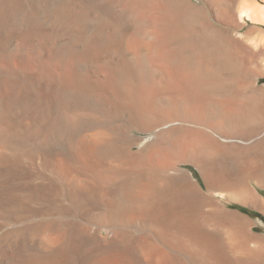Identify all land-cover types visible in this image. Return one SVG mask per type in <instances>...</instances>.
<instances>
[{"label":"bare ground","instance_id":"obj_1","mask_svg":"<svg viewBox=\"0 0 264 264\" xmlns=\"http://www.w3.org/2000/svg\"><path fill=\"white\" fill-rule=\"evenodd\" d=\"M172 1L181 8V0ZM47 2L0 0V216L13 225L49 214L68 222L60 230L40 220L6 231L0 235V264H241L229 255L242 249L235 243L240 230L202 206L203 198L195 188L186 189L175 164L203 147L219 155L235 148L264 152V114L263 121L236 119L247 103L258 111L264 102H241L232 90L218 92L223 65L214 57L202 61L199 55L193 64L174 60L171 48L180 37L174 18L180 8L175 14L162 11L164 24L154 22L143 38L136 26L162 10L158 0H147L144 9L134 7L143 0H99L102 16L74 14L61 5L64 10H58L51 3L79 7L88 0ZM253 16L264 18V9ZM207 37L212 46L230 44L220 34ZM198 39L178 43L199 48ZM229 76L236 84L239 78ZM206 102H212L209 112ZM133 129L151 133L138 152H130L142 142L130 136ZM192 163L202 170L196 159ZM211 166L206 162L203 171L213 187L230 181L224 168ZM168 170L172 174L154 176ZM97 194L105 202H96L103 214L95 232L110 230L107 237H97L103 249L87 227ZM238 197L264 210L251 189ZM111 212L126 213L128 223L149 218L154 231L138 229L133 236ZM130 235L138 251L131 254L143 263L121 251ZM113 243L121 253L110 251ZM254 247L250 254L262 258L264 239L255 238ZM36 248L38 255L32 253Z\"/></svg>","mask_w":264,"mask_h":264},{"label":"rangeland","instance_id":"obj_2","mask_svg":"<svg viewBox=\"0 0 264 264\" xmlns=\"http://www.w3.org/2000/svg\"><path fill=\"white\" fill-rule=\"evenodd\" d=\"M47 1L49 2L50 0H44L45 3ZM182 1H183V3H182ZM88 2H89V4H88ZM88 2H87V4H84L83 6L79 5V7L81 9L79 7H77L75 5V3L73 4V2H70V5L68 3H63V4H65L64 6L62 4H59V2L58 3L57 2H51V3L54 5V7L58 8V10L63 11L64 9L67 8V9H69L68 11H70L74 14H75V12H77L78 14L80 13L82 16L86 15L87 13H89V14L90 13H94V14L97 13L98 15H96V16H102L101 15L102 12L100 10L103 9L104 6H102L99 3V0H88ZM145 2L147 5V0H143V2H142L143 4L138 3V5H134V7H137L138 9H139V7L144 9V6H146ZM172 2H173L172 0H158V3L162 7V10L160 12H158V14L155 17L154 16L151 17L152 19H150V22H149L150 24L149 23L147 24L145 22L144 18L142 19L143 21H140V24L139 23L137 24L136 27H137V31L140 34L139 36H143V38H146L148 33L150 32V28H151L150 26L154 22H155V24H164L165 20H164V18L161 17V14H163V12H164V14L167 12H173L175 14V10H176V12L178 11V9L180 7L177 6L179 8H176V6H174V4ZM71 4L75 8H73V7L71 8L70 7V6H72ZM181 4L183 7L181 6ZM181 4H180V6H181L180 11L177 12V14L175 15V18H174V21H176L174 23H176L177 26L178 25L180 26V30L176 34L177 36H180V37L177 38V42H175L176 44L173 45L171 48L173 51L174 60L176 61V58H177V61L184 60V61H189V63L190 62L192 63L194 61V59L196 57H198L199 55H201L200 60H202V61H206V58L209 59V56L214 57L216 59V62L222 63V65H223V70L220 73L221 86L219 87L218 92H220V93L223 92L224 94H226L232 90L237 96H239L238 98H240L241 102H249V101L254 102L255 100H256L255 102H257V101L258 102H264V57H263L264 56V46H263L264 41L262 39H260L261 37H264L263 36L264 35V22H263L264 18L261 16H253L254 11H256L257 8L259 10L264 9V0H181ZM222 4H223V6H222ZM130 6H131V4H129V3L126 4V8H127L128 12H132V10H130L129 8H131L133 5L131 7ZM90 8H91L90 11H92V12L87 11ZM215 9H217V11ZM218 9H219V11H218ZM222 9H224V10H222ZM79 10H81V11H79ZM215 12H217V13H215ZM216 15H218V16H216ZM261 18H263L262 21H261ZM182 26H184V27H182ZM188 26L191 27V29H188L189 28ZM181 28H183L184 30ZM185 30H187V31H185ZM182 32H184V35H182L183 34ZM179 33H181V34H179ZM203 34L206 37H207V35H213V34L219 35L220 34V36L225 38V40H227L230 44L225 43V44L220 45L219 43H214L213 44L214 47H213L211 45L212 44L211 42H208V43L205 42L207 39H206V37L204 38ZM201 35H202V37H201ZM182 36L183 37L185 36V37L182 38ZM250 36L252 39L250 38ZM207 38H209L208 40H210L209 36ZM197 39L199 42L198 45H201V43H202V46H198L199 48L190 47L191 45H188V47H187V45H185V44L183 45V44L178 43V41L179 42H183V41L186 42L189 40L191 41V40H197ZM226 44H228L230 46L232 44V46H233L234 51H232V53H231L232 57L231 56L228 57V52L230 51V48L232 46L228 47V45H226ZM207 45H209L210 48ZM223 45L226 47H223ZM192 48H194V50ZM203 48H205L206 50ZM255 48H256V50H255ZM195 49H196V51H195ZM201 49H202V51H201ZM199 50H200V52L198 53ZM203 50L207 54H205ZM143 52H144V50L142 49V52L140 51V53L144 54L145 52L144 53ZM241 53H243V54H241ZM226 61H228V62H226ZM226 66H227V68H225ZM234 68H236V69L234 70ZM236 70H238V72ZM235 72H237V73H235ZM249 73H250V75H249ZM227 75L228 76L230 75L229 76L230 78L235 77L236 80L238 78L243 80L240 82L241 85L239 86V84H240L239 79H238L239 81L237 80L236 84L230 83V80H228ZM251 91H252V93H251ZM159 98L161 100H163V98H161V96H159ZM252 99H254V100H252ZM161 100H160V102H161ZM162 102H164V101H162ZM251 104L252 103H247L246 105H244V107L240 111L237 112L238 115H242V118L237 116L236 117L237 120L242 119L246 122H251V121H248V119L251 120L253 118V120L263 121L262 113L264 114V112H263L264 111V104H263V108L261 110H258V111L253 109V106H251ZM176 105H177V107H183L184 102H176ZM205 105L207 106V107L205 106V109L207 112H209L210 109L213 108L212 102H206ZM251 112H253V113H251ZM256 112L260 113V114H257ZM234 113H236V111H234ZM150 135H151V133L148 131H145V130L144 131H142L141 129L131 130L130 136L132 138L135 136L134 139L138 138L142 142L141 143L139 142L140 145L134 144L130 148V152H138L140 150L141 144ZM215 136L218 139L222 140L219 135H215ZM203 148L205 151H203ZM203 148L197 149V150H195V152L194 151L191 152V154L189 153V157H188L189 159L186 158L187 160L182 159V160L176 161L175 165L179 169L180 174L182 173L184 186L186 187V189L188 191L192 190V188H195L198 196H201L203 198V199H201L202 204H203L202 206H204L205 209L215 210L217 212V214H220L221 217H223L225 220L228 218V220H230V222L235 223L236 228H238L240 230V236L236 239L235 243H237V245H241L242 249L238 250L236 253L230 252L229 255L231 257H233L234 259L238 258V260L240 261L241 264H253V263L254 264H264V255H263L264 254V252H263L264 248H262L263 250L261 252V253H263L262 258H256L250 254V251H251L250 249L251 248L255 249V247H256V246L254 247V239L255 238H258L261 240L264 239V210L260 211L259 209L258 210L254 209L250 206L243 204L241 202V199H237V198H239L238 194L240 192H245L247 189H251L252 191H254L255 195L260 197L264 202V172H263L264 171V152H262L263 150L261 148H258V149L256 148L257 150L254 148L253 149L252 148L251 149H245V148L223 149L222 155L221 154L219 155L211 147L210 148L209 147H203ZM213 152H214V154H217V156L219 155L222 158L221 159L220 157L216 156L217 158H219L218 159L219 161H217V159L215 160L217 163H214L215 161H212L213 159L216 158L215 155L212 154ZM260 152H261V154H260ZM195 155H197V156H195ZM191 156H195V157L192 158ZM193 159H196L197 162L199 163V165L202 166V170L200 169L198 164L196 165V164L192 163ZM188 160H190V161H188ZM204 162L209 163L210 166L212 164V166H211L212 168L214 167V165H215V167H219V165H220L221 168H224L223 172L227 176V178L228 179L231 178V179H235V180L229 179L231 182L229 181L226 184L220 185L218 187H213L211 185V183H209V181H207L208 180V178H207L208 174L203 171V168L205 165ZM222 163L224 166L222 165ZM258 164H260V165H258ZM259 169H260V171H259ZM147 172H148V174H147ZM159 172H160V174L155 173L154 176L155 177H157V176L158 177H162V176L165 177L168 174H172L171 170L170 171L168 170L165 172L158 171V173ZM146 174H147V177L150 175L152 176V173L149 170L146 171ZM98 196H99V194H97L95 199L91 200V202L94 203V205L97 207L93 206L94 209H92L91 215L87 218V220L89 221L87 223L88 224L87 227L90 228V235L96 241V243L98 245L97 247H102V249H103V246L100 245V244H103V242L101 241V238L107 237L106 235H108V232L110 230L102 228L99 231L95 232V229L97 227L93 226V225H95L97 223V221L100 219L101 215L103 214V210L100 208L101 207L100 205H103L102 203L105 202L104 198L101 200L102 197L101 196L98 197ZM96 202L97 203L99 202L98 204H100L99 205L100 207H98V204H96ZM241 209H244V211H241ZM101 212H102V214H100ZM218 212H220V213H218ZM52 213H55V211H53ZM114 214L117 216H115ZM123 214L126 215V213H123V212H120V213L111 212L109 215L113 220L115 217H117L118 220H117V218H115V221L119 222V220H120V222H121L120 224L125 223L126 230L128 229L130 232L132 231L133 233L132 232L131 233L129 232V233L133 234V236L134 235L138 236L139 235L138 231L140 232V230L146 234H150L154 231V228L152 229V231H150V229L152 228V223H151L149 218L146 221H145V218L142 219V221H140L141 219H137L138 222L136 220L133 221L132 223L135 226V228H134V226L131 227V225H133L131 222L128 223L127 221H125V219H124L125 216ZM40 220H44L47 225L48 224H54L58 230L63 228L64 222H68V220L65 221L66 219H64V218L62 219L58 216H52L49 214V215H44V216L37 217V218L26 217L23 220H21V222H18V225L17 224L13 225V224H11L10 220H7L6 218L3 219L2 216H0V235L4 234L6 231L10 230L13 227L15 228L16 226H23L26 223H31V222H33V223L39 222ZM14 221L17 222V220H14ZM90 223H91V227H90ZM125 225H123V226L125 227ZM92 226H93V228H92ZM138 229H140V230H138ZM133 236L130 235L129 239L125 242L128 247L131 243V245H130L131 247H129L127 250L130 253L125 251L127 249V248H125V247H127L126 245L124 246V251L123 250H121V251H122V253H124L125 256H127L129 254L128 257L131 260H133V261L136 260V262L143 263V261L140 260L139 255L135 256L138 254V251L136 248V243L133 242V238H132ZM97 237H101L100 238L101 243L97 239ZM150 237H151V235H150ZM223 238H227V236L223 235ZM225 240H227V239H225ZM229 241L230 240H227V243H229ZM225 245H226V243H225ZM37 249L39 250V248H36L35 249L36 251H34V252L32 251V253L38 255L39 252H37L38 251ZM99 249L102 250L101 248H98V250ZM118 249H119V246L116 245V243H113L110 251L112 253H116V252L121 253L120 250L117 251ZM130 249H132V250L130 251ZM135 251L137 254L135 253ZM132 252H133V254L135 253V255L131 254ZM248 260H250V261H248Z\"/></svg>","mask_w":264,"mask_h":264},{"label":"trees","instance_id":"obj_3","mask_svg":"<svg viewBox=\"0 0 264 264\" xmlns=\"http://www.w3.org/2000/svg\"><path fill=\"white\" fill-rule=\"evenodd\" d=\"M241 211H244V209H241Z\"/></svg>","mask_w":264,"mask_h":264}]
</instances>
